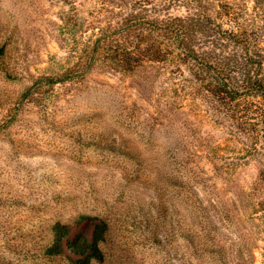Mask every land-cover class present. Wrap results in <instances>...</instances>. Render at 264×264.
I'll use <instances>...</instances> for the list:
<instances>
[{
  "label": "rangeland",
  "instance_id": "1",
  "mask_svg": "<svg viewBox=\"0 0 264 264\" xmlns=\"http://www.w3.org/2000/svg\"><path fill=\"white\" fill-rule=\"evenodd\" d=\"M196 10L264 60V0H0V264H70L101 222L106 264H264V100L178 57L63 79L93 30Z\"/></svg>",
  "mask_w": 264,
  "mask_h": 264
},
{
  "label": "trees",
  "instance_id": "2",
  "mask_svg": "<svg viewBox=\"0 0 264 264\" xmlns=\"http://www.w3.org/2000/svg\"><path fill=\"white\" fill-rule=\"evenodd\" d=\"M93 31L76 64L63 74L64 80L75 76L84 78L103 59L121 58L128 65H134L144 59L161 62L178 57L190 72L199 76L216 100L223 102L227 97L229 101H236L241 96L264 100L263 56L251 57L246 46H238L234 34L198 10L185 17L161 19L131 13L121 25L109 24ZM146 39L150 44L143 50ZM106 227L102 222L95 225L92 243L71 241L72 252L80 258L70 264H106L102 250ZM57 230L54 246L47 250V255L62 250L63 240L68 239L69 232Z\"/></svg>",
  "mask_w": 264,
  "mask_h": 264
}]
</instances>
